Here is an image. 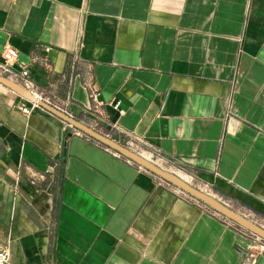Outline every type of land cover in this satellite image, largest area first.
<instances>
[{"label": "crops", "instance_id": "1", "mask_svg": "<svg viewBox=\"0 0 264 264\" xmlns=\"http://www.w3.org/2000/svg\"><path fill=\"white\" fill-rule=\"evenodd\" d=\"M5 45L43 98L264 227V0H0ZM29 101L0 82L12 264H264L233 221Z\"/></svg>", "mask_w": 264, "mask_h": 264}, {"label": "water", "instance_id": "2", "mask_svg": "<svg viewBox=\"0 0 264 264\" xmlns=\"http://www.w3.org/2000/svg\"><path fill=\"white\" fill-rule=\"evenodd\" d=\"M0 82L12 88L14 91L22 95L23 97L29 99L30 101H36L42 108L50 111L51 113L57 115L65 122L74 126L75 128L81 130L88 136L92 137L101 144L111 148L112 150L118 152L122 156L128 158L134 163L140 165L141 167L151 171L152 173L158 175L159 177L167 180L173 185L181 188L191 196L197 198L198 200L205 203L211 209L220 213L224 217L230 219L236 224L250 230L251 232L259 235L264 238V227L245 217L241 213L235 211L225 202L221 201L217 197L205 192L204 190L192 185L190 182L183 179L179 174L174 171L163 168L158 165L156 162H153L149 158H146L143 154L135 151L124 143L109 137L108 135L98 131L97 129L83 123L79 119L73 117L72 115L58 109L56 106L39 99L34 95L30 90L22 86L20 83L0 74Z\"/></svg>", "mask_w": 264, "mask_h": 264}, {"label": "built area", "instance_id": "3", "mask_svg": "<svg viewBox=\"0 0 264 264\" xmlns=\"http://www.w3.org/2000/svg\"><path fill=\"white\" fill-rule=\"evenodd\" d=\"M17 58H18V50L11 45H5L1 51V54H0V74L20 83L22 86H24L25 88L30 90L34 95H36L39 99H42V100L54 105L49 99L43 98L41 96V94L36 92L35 82L31 76L30 69L28 66H23L20 68L14 67V65L17 61ZM114 105H115V107H119L120 102L116 101V103ZM54 106H56V105H54ZM56 107L63 111L62 108H60L58 106H56ZM17 108L21 112H23L24 114L30 115L33 111H35L39 108H42V107L36 101H29L28 104L17 103ZM131 141H132V139H131ZM133 144H134V141L128 143L127 146L136 151V148L134 147ZM138 152L143 154L140 151H138ZM149 159L157 163L159 156L156 155V156L150 157ZM177 174H179V173H177ZM160 179H161V181H163V183L168 184L169 186H172L178 194L183 195L185 197H188L190 199H195L201 205L205 206L208 209H211L205 203H203L202 201L198 200L197 198L191 196L190 194H188L187 192H185L181 188L173 185L172 183L168 182L167 180H165L163 178H160ZM213 212L218 214V215L220 214V213L216 212L215 210H213ZM226 219H228V218H226ZM228 221L231 222L230 219H228ZM231 223H233L237 229V245L239 246V248L242 251L247 252V251L251 250L252 248H254L258 251V253H262L264 255V238H262L259 235L251 232L250 230L236 224L235 222H231ZM0 264H12L9 251L2 246H0Z\"/></svg>", "mask_w": 264, "mask_h": 264}, {"label": "bare ground", "instance_id": "4", "mask_svg": "<svg viewBox=\"0 0 264 264\" xmlns=\"http://www.w3.org/2000/svg\"><path fill=\"white\" fill-rule=\"evenodd\" d=\"M143 154H144V153H143ZM144 156H145L146 158H150L149 155L144 154ZM180 176H181L183 179H185L186 181L189 180L188 177H187L186 175H184V174H180Z\"/></svg>", "mask_w": 264, "mask_h": 264}, {"label": "rangeland", "instance_id": "5", "mask_svg": "<svg viewBox=\"0 0 264 264\" xmlns=\"http://www.w3.org/2000/svg\"><path fill=\"white\" fill-rule=\"evenodd\" d=\"M145 154V153H144ZM146 155H148V154H146Z\"/></svg>", "mask_w": 264, "mask_h": 264}]
</instances>
